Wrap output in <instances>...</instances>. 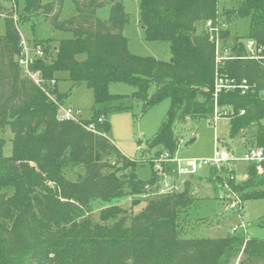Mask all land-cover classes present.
I'll list each match as a JSON object with an SVG mask.
<instances>
[{
  "label": "trees",
  "instance_id": "trees-1",
  "mask_svg": "<svg viewBox=\"0 0 264 264\" xmlns=\"http://www.w3.org/2000/svg\"><path fill=\"white\" fill-rule=\"evenodd\" d=\"M64 1L0 0L6 24L0 34V128L9 126L13 135L10 154L0 137V264H235L239 254L238 264H264V238L239 232L182 235L180 216L195 201L191 189L196 175L180 191L160 195L162 177L153 161L164 151L176 155L179 122H212L216 108L230 121L229 139H239L245 147L237 156L252 146L264 147V57L249 58L245 44L254 39L264 56V0H237L236 7L225 11L247 18L249 33L231 36L228 29L221 30L235 55L221 66L208 29H198L201 22H217L219 0H140L145 38L169 42V60L129 51L124 29L131 16L123 0H72L75 13L62 19ZM105 6L110 13L103 19L98 10ZM16 12L23 22L42 17L64 34L53 46L54 39H43V56L29 64L40 83L19 61L23 38ZM60 73L72 85L93 89L90 119L59 117V105L68 95L59 91ZM217 73L248 79L249 91L216 96ZM113 82L136 90L112 94ZM164 99L170 106L147 141L152 175L144 179L136 173L140 160L126 156L109 137L110 114L130 109L133 101L144 112ZM195 140L192 134L184 145ZM220 143L225 147V140ZM164 164L171 172L173 164ZM228 182L244 203L264 199V170L260 173L253 162H247L240 182ZM145 195L150 196L145 204L131 211ZM126 196L132 197L130 209L119 204ZM96 201L104 203L98 219L90 215Z\"/></svg>",
  "mask_w": 264,
  "mask_h": 264
},
{
  "label": "rangeland",
  "instance_id": "rangeland-1",
  "mask_svg": "<svg viewBox=\"0 0 264 264\" xmlns=\"http://www.w3.org/2000/svg\"><path fill=\"white\" fill-rule=\"evenodd\" d=\"M123 2L126 11L131 16L125 27L127 29L126 33L124 30V34L128 38L129 51L142 56H154L158 59L169 60L171 58L169 42L165 40L151 41L145 38V31L140 23V0H123ZM236 6L237 0H219V18L221 22L226 24L231 36H246L249 33L248 19L233 15L228 16L225 13L227 9ZM74 13L72 0H65L61 18L66 19ZM109 13V6L98 10V15L103 19L108 18ZM14 16L22 38L31 47L34 44L35 46L36 44L41 46L43 39L47 38L54 39V41L50 40V44L53 46L58 44L59 39L64 36L62 32L54 30L49 22L42 17L23 22L17 12ZM204 27L203 22L198 24L199 30ZM5 31V19L0 16V34H4ZM52 54L51 51L48 53L49 59ZM59 76L60 80L57 82L59 91L68 93L64 98L63 105L76 110L77 118L90 119L94 113L92 109L95 102L93 89L85 83L72 85V82L66 78V73H60ZM135 90L134 86L124 82H113L109 85V91L112 94L131 95ZM150 91L151 93L154 92L155 87L153 86ZM169 106L170 100L164 99L143 112L142 104L133 101L130 109L114 111L110 114L112 130L109 137L126 156L140 160V163L136 166V173L141 178H150L152 175V167L146 160L152 154V152L147 151V141L158 130ZM219 113V109L214 112L212 122L208 119H187L178 123L176 134L180 138L181 146L176 152V158L183 160L210 158L215 152V140L217 138L219 141H226L225 148L232 151L234 156L244 150L245 147L241 140L229 139L230 121ZM262 123L264 124V118ZM192 134L196 136V140L193 143L184 145ZM12 136L9 126L0 128V137L6 140L4 148L6 154L11 152L10 140ZM246 164L247 162L237 159L230 161L226 166L227 169L218 170L211 166H205L196 176L192 177L191 192L195 197V201L187 209V212L180 216L182 235L186 237L222 236L230 232L236 224L244 223L245 230L239 228V233L249 237L264 238V199L247 200L244 203L242 214H240L237 210L229 208L230 198H222L226 184L233 189L228 179L240 182L245 177ZM231 169H234L233 173L229 172ZM215 171L219 172L218 176L215 175ZM140 197V203L131 211L136 212V210H139L145 204L144 200L150 196ZM119 204L123 208L130 209L132 207V197L122 198ZM102 206H104L102 202H93L90 207V215L98 219L99 210ZM240 257L241 254L234 259L235 264H238Z\"/></svg>",
  "mask_w": 264,
  "mask_h": 264
},
{
  "label": "built area",
  "instance_id": "built-area-1",
  "mask_svg": "<svg viewBox=\"0 0 264 264\" xmlns=\"http://www.w3.org/2000/svg\"><path fill=\"white\" fill-rule=\"evenodd\" d=\"M206 28L210 34V39L215 44L216 49V62L218 66L222 65L227 59L233 58L235 55L231 46L225 43L223 37L221 36V30L227 29L226 24L220 21L218 18L217 22L213 20H208L205 23ZM248 57L254 59L263 58V46L257 44L254 39L245 40ZM23 51L20 56V63L24 66L25 71L40 83L38 74L30 71L29 64L33 61L36 56H43L44 52L40 45L36 47H31L30 44L22 39ZM240 90L241 93H246L250 89V82L248 79L244 78L238 80L235 77L229 76L228 74L217 73L215 79V93L216 96L221 91L229 90ZM217 111V108L216 110ZM244 112V111H243ZM59 117L63 119H75L77 111L65 107L64 105H59ZM92 127V125H91ZM215 152L212 157L205 159H178L176 156L170 157L167 152H162L159 156L153 159L154 167L158 174L162 177L160 186L157 193L160 195L172 193L175 191H180L186 179L196 175L205 166L215 167L220 169L223 166H228L230 161L241 160L244 162H253L256 164L257 170L262 173L264 168V147L262 146H252L248 148L242 155L234 156L229 150L222 146L218 138L215 140ZM166 162L172 163V171L165 170ZM225 192L222 194V198H230L229 208L237 210L242 214L244 201L228 184L225 185ZM239 228L245 230V224L235 225L231 233H237Z\"/></svg>",
  "mask_w": 264,
  "mask_h": 264
},
{
  "label": "crops",
  "instance_id": "crops-1",
  "mask_svg": "<svg viewBox=\"0 0 264 264\" xmlns=\"http://www.w3.org/2000/svg\"><path fill=\"white\" fill-rule=\"evenodd\" d=\"M125 27H126V26H125ZM142 28H143V27H142ZM124 30H125V33H126L127 29L125 28Z\"/></svg>",
  "mask_w": 264,
  "mask_h": 264
}]
</instances>
